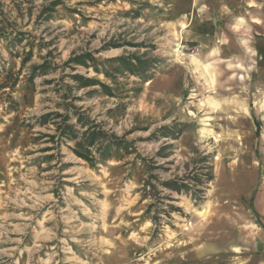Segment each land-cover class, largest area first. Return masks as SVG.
Masks as SVG:
<instances>
[{"label": "rangeland", "instance_id": "rangeland-1", "mask_svg": "<svg viewBox=\"0 0 264 264\" xmlns=\"http://www.w3.org/2000/svg\"><path fill=\"white\" fill-rule=\"evenodd\" d=\"M53 1L0 0V32L22 33L0 37V83L19 73L0 89V264H264V4L57 0L40 17ZM73 96L131 153L91 166L50 142L36 118Z\"/></svg>", "mask_w": 264, "mask_h": 264}, {"label": "trees", "instance_id": "trees-1", "mask_svg": "<svg viewBox=\"0 0 264 264\" xmlns=\"http://www.w3.org/2000/svg\"><path fill=\"white\" fill-rule=\"evenodd\" d=\"M60 4V1H53L49 5L45 6L40 12L39 16H46L49 18V15L55 11V8ZM14 34V39L10 40L12 43L22 41V33L12 31L9 34L0 32V37L5 38L7 36H12ZM31 48L25 52L22 66H25L29 61H31L33 56V44L29 43ZM49 54V53H47ZM47 54L43 56V62L40 64H34L31 66V72L28 76L30 82H33L35 78L39 76H44L50 74L54 71L55 66L48 59ZM122 58L109 59V62L115 60H121ZM127 59V70H132V60H138L139 58L135 56H129ZM95 59L91 53H82L79 55L72 56L68 63L72 66H84L90 67L91 62H94ZM95 66V65H94ZM96 70L97 67H95ZM6 73V78L3 82L0 83V89H9L10 92L15 90L16 85L19 82V73H14L13 67L4 71ZM107 75V73H105ZM71 77L78 83V87H95L99 86L102 90V93L108 96H115L113 88L101 82L100 80L92 77H85L81 74L75 73ZM47 83L54 82V79L46 81ZM99 89L94 88L89 93H98ZM68 94H64L63 97L68 99ZM71 101H65L62 104L64 108L63 112L60 111H50L45 114L38 116L37 122L41 126L48 124L54 125V134H47L50 142L55 144L65 143L69 149L78 157L88 162L91 166H95L98 162H107L113 157L118 159H123L125 155L130 154V142L126 140V135L118 136L116 133H109L103 128V125L97 123L95 120L90 119L85 115V111L82 110V107H78L74 104L75 101L80 100L81 97H70ZM115 109H110L109 112H114ZM167 127H163L162 130ZM51 148V147H50ZM137 159L135 160V165L137 164ZM147 186L149 183H144V191L148 192Z\"/></svg>", "mask_w": 264, "mask_h": 264}, {"label": "crops", "instance_id": "crops-1", "mask_svg": "<svg viewBox=\"0 0 264 264\" xmlns=\"http://www.w3.org/2000/svg\"><path fill=\"white\" fill-rule=\"evenodd\" d=\"M247 1H248V0H247ZM255 1H256V4H258V5L251 4V3L248 2V5H247V6H248L249 8H254L255 6H259V5H261V4H262V5L264 4V0H255ZM237 250H238V249H237ZM237 250H236V251H237ZM238 251H239V250H238ZM238 251H237V252H238Z\"/></svg>", "mask_w": 264, "mask_h": 264}, {"label": "bare ground", "instance_id": "bare-ground-1", "mask_svg": "<svg viewBox=\"0 0 264 264\" xmlns=\"http://www.w3.org/2000/svg\"><path fill=\"white\" fill-rule=\"evenodd\" d=\"M179 51H180V50L178 49V52H179ZM204 131H207V132H208V131H210V130H208V129H204Z\"/></svg>", "mask_w": 264, "mask_h": 264}]
</instances>
